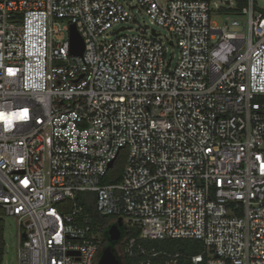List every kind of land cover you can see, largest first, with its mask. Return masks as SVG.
Segmentation results:
<instances>
[{
  "label": "built area",
  "instance_id": "built-area-1",
  "mask_svg": "<svg viewBox=\"0 0 264 264\" xmlns=\"http://www.w3.org/2000/svg\"><path fill=\"white\" fill-rule=\"evenodd\" d=\"M133 1L176 61L155 28L121 34L128 2L0 0V212L20 224L19 264H97L119 218L141 239L200 240L196 264H264V12L247 0L246 21L220 25L210 0ZM134 241L116 245L124 264Z\"/></svg>",
  "mask_w": 264,
  "mask_h": 264
},
{
  "label": "rangeland",
  "instance_id": "rangeland-1",
  "mask_svg": "<svg viewBox=\"0 0 264 264\" xmlns=\"http://www.w3.org/2000/svg\"><path fill=\"white\" fill-rule=\"evenodd\" d=\"M128 2L130 9L136 15V22L128 23L130 26L128 30L121 32V34H135V33H152V28H155L158 32H161L160 39L164 42L167 51V58L174 57L175 61L179 56L178 46L171 44L172 35L167 28L158 26L152 22V19L143 9H140L135 1L129 2V0H122ZM211 1V13L212 18L217 24H224V22H230L233 19H238L240 22L246 21V15L242 11L237 9L236 0H210ZM256 9L264 12V0H255ZM56 26H64L62 19L57 20ZM120 25H114L107 33V40L115 39L118 35L115 33ZM134 229V227H131ZM20 231L21 227L18 220L6 214L0 212V248L2 251L0 264H19L18 250L20 247ZM170 264H176L170 263Z\"/></svg>",
  "mask_w": 264,
  "mask_h": 264
},
{
  "label": "trees",
  "instance_id": "trees-1",
  "mask_svg": "<svg viewBox=\"0 0 264 264\" xmlns=\"http://www.w3.org/2000/svg\"><path fill=\"white\" fill-rule=\"evenodd\" d=\"M237 2V9L242 10L244 6L247 4V0H236ZM125 161L124 155H119V158L112 170L109 171L108 175L103 179V183H108L113 181L112 176L115 175V181H118L121 176V170L123 168V164ZM89 200V202H86ZM78 201L82 204L86 205L90 209L93 208V203L95 201V193L94 192H82L78 195ZM93 221L94 223L97 222H104L109 223L112 219L110 217L99 216L97 214H93ZM109 226H105L103 228V237L104 240L106 238V231ZM123 230V238L127 236L128 239L135 238V241L132 245V255L126 254L124 256V261L126 264H140V261L147 256V254L151 253L152 250H156L160 252L159 260L162 261L164 264L167 261L175 260L176 264H196L192 260V256L197 255L203 251V243L200 240L195 239H167V240H148V239H141L140 236V229L134 228L126 231L124 227ZM140 246H143L146 250V254L141 253ZM116 247V244L114 245ZM124 248V244H123ZM117 255L122 259V257L118 254L117 249L115 250ZM1 255L2 251L0 248V263H1ZM201 264V263H197Z\"/></svg>",
  "mask_w": 264,
  "mask_h": 264
},
{
  "label": "water",
  "instance_id": "water-1",
  "mask_svg": "<svg viewBox=\"0 0 264 264\" xmlns=\"http://www.w3.org/2000/svg\"><path fill=\"white\" fill-rule=\"evenodd\" d=\"M122 29L124 28L122 27ZM70 40L71 52L73 54L82 55L85 50V41L75 24L71 26ZM113 164L114 161L110 163V167H112ZM122 227V218H119L118 222L113 223L108 227L105 233L108 244L102 248L97 264H124L115 251L116 247H114L115 244L120 243L123 237Z\"/></svg>",
  "mask_w": 264,
  "mask_h": 264
},
{
  "label": "flooded vegetation",
  "instance_id": "flooded-vegetation-1",
  "mask_svg": "<svg viewBox=\"0 0 264 264\" xmlns=\"http://www.w3.org/2000/svg\"><path fill=\"white\" fill-rule=\"evenodd\" d=\"M107 244H108L107 239L105 238V240H104V238H103V240H102V242H101V250H102V248L105 247ZM116 245H118V244H116ZM100 252H101V251H100Z\"/></svg>",
  "mask_w": 264,
  "mask_h": 264
}]
</instances>
